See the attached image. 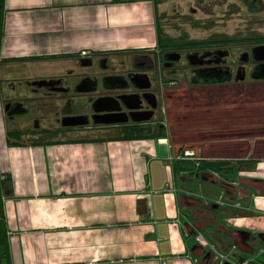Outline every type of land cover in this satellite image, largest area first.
I'll list each match as a JSON object with an SVG mask.
<instances>
[{"label": "crops", "instance_id": "1", "mask_svg": "<svg viewBox=\"0 0 264 264\" xmlns=\"http://www.w3.org/2000/svg\"><path fill=\"white\" fill-rule=\"evenodd\" d=\"M156 2L4 0L0 80L22 93L35 81L63 78L70 92L81 94L61 103L74 116L93 113L86 107L90 92L124 89L116 77L127 72L146 77L139 88H156L162 83ZM184 3L194 4L167 0L159 8L174 13V5ZM85 58L102 73L90 76ZM186 59L182 89L210 92L214 99L197 101L194 113L209 118L217 134L209 143L194 136L192 149L230 160L229 179L213 171L175 172L172 162L191 148L184 137L175 140L170 126L158 138L11 146L4 100L19 93L0 95V170L10 177L1 198L14 264H247L264 258V79L219 78L209 73L221 67L205 66L193 54ZM162 67L170 77L178 74L175 60ZM90 135L82 129L73 136Z\"/></svg>", "mask_w": 264, "mask_h": 264}, {"label": "rangeland", "instance_id": "2", "mask_svg": "<svg viewBox=\"0 0 264 264\" xmlns=\"http://www.w3.org/2000/svg\"><path fill=\"white\" fill-rule=\"evenodd\" d=\"M193 3V5H187L184 3V5L179 8L174 5L173 10L177 9L178 11L176 13H171L173 15H170L173 16L171 28L169 29L170 34L172 36H177L181 32H186L190 39L192 38L198 41L211 39L213 42L202 48L197 47L199 48L198 51H194L189 48L181 51L182 59L178 63V74H173L172 77H170L169 74L166 75V71L164 70L165 68L162 69L163 67L160 65V68H157V70H159L162 74L161 80L164 82L165 79L169 78L172 79V81H170L171 83H167L169 84L168 86L163 82H159L157 87L154 88L157 91L159 89L161 90L160 95L162 96L163 101V114L167 117L169 116L170 127L175 140L179 141V137H184L188 140L187 143L190 145L189 148L191 149L193 146L192 143L194 136L204 139L207 143H209L215 139L217 134L215 133L216 127L213 128L209 126V118H197L194 113V111L198 110L195 108L197 101L199 102V100H204L206 101L205 103H207L208 99H214L210 95V92L193 93V90L191 89H182V84L185 82L187 83V78L185 76L183 78L180 74L183 73L182 66L188 64L186 59L187 56L196 52L203 55L207 52L213 53L216 49H228L231 55L229 56V61L227 63L235 66V64L239 62L241 54L247 52L251 46L262 43L260 40L264 37V5H262V8H251L245 0H212L203 1L200 5L196 2ZM262 4H264V0H262ZM204 8H209V10L207 9L205 11ZM247 38H253V40H247ZM228 39L242 40L238 43H226L225 40ZM244 68L249 70L248 65ZM87 71L91 72L94 70L88 69ZM95 71L102 73L100 69ZM253 79L254 78H252L251 73L247 72L243 81L249 84L254 82ZM19 81L21 83L26 82L21 80ZM21 83L15 84L16 89L20 88ZM261 86L262 87L259 90L262 92L264 91V85ZM0 87V95L8 96L10 94L19 93L13 92L6 82L1 81ZM161 87L163 88L161 89ZM254 90L257 89H252V91ZM212 94H215V92L213 91ZM21 95L26 99L27 96L34 94H32L28 88H25V92H22ZM34 96H31L28 100L26 99L27 105L31 106L30 113L28 115H21V118L17 117L15 122L14 120L9 121L8 126L10 125L12 127L17 125L18 127L25 128L27 126L33 127L38 124L45 127L57 126L59 124L58 118L61 115L60 104L63 100H59L61 99L59 96H57L55 100L44 97L34 98ZM260 96L262 97V95ZM16 97H18V94L13 98ZM41 104L45 105L44 108L40 107L36 110L35 107ZM205 106V111H209L208 108L211 105L208 104V106ZM218 106L224 108V103L220 101ZM88 111L93 112V109L88 107L87 113ZM168 113L169 115H167ZM41 114H43V116H41ZM158 115L162 116V111L158 112ZM219 129L220 128L218 126V130ZM198 132L202 133L198 134ZM69 134L70 133H65L60 135V137H67ZM100 134L107 135L110 134V131L93 132L91 133V136ZM70 135H74V133H71ZM205 150L206 151H203V153L208 154L207 152L209 149L208 151L207 149Z\"/></svg>", "mask_w": 264, "mask_h": 264}, {"label": "trees", "instance_id": "3", "mask_svg": "<svg viewBox=\"0 0 264 264\" xmlns=\"http://www.w3.org/2000/svg\"><path fill=\"white\" fill-rule=\"evenodd\" d=\"M167 0H157L156 2V26H157V33H158V43L157 46L159 51V62H161L162 66H166L173 61L176 56H181L184 49L189 48L193 49L194 51L199 50L197 47H205L210 45L213 40L207 39L205 41H198L194 39H190L189 35L186 32H181L177 36H172L169 32L172 24L173 15L168 11H161L159 8V3L164 2ZM204 0H193L198 5H200ZM249 7H255V3L247 2ZM209 10V8H204V10ZM178 10L176 9L173 11L176 13ZM3 18H4V0H0V46L2 41V34H3ZM242 39H228L225 40L226 43H238ZM247 40H253V38H247ZM262 43L255 44L259 46H264V37L260 40ZM173 58V59H172ZM86 62L90 59L85 58ZM83 60V61H84ZM5 61L4 59L0 62ZM216 66H222L223 63L218 61L214 63ZM157 70V67H156ZM259 79H264L260 77ZM163 82V80H161ZM172 79H165L163 83L167 84ZM228 81V80H227ZM1 84V80H0ZM1 89V87H0ZM97 93L102 94H113L108 92H101L98 90ZM123 96V95H122ZM130 96V95H127ZM124 95V97H127ZM123 97V98H124ZM108 98V97H102ZM15 100V103L10 102L9 99H5L6 107L8 106V110L6 112L7 120L9 121H16L17 118H14V111L12 108L19 103L17 101L18 97L11 98ZM123 102V101H122ZM68 103V102H66ZM93 106V113H92V120L89 123L85 124L84 122L81 124H59L57 126H50L45 127L41 124L36 126H27V127H18L16 126H8L7 129V140L11 146L14 145H34V144H63V143H70L75 141H88V140H100V139H112V140H132V139H142V138H158L164 137L166 135L165 127H162V118L153 117L149 118L148 120H140L137 118H132L131 120H126V115L122 112L121 109H113V108H106L102 106ZM89 107V104H88ZM86 112V110H85ZM67 116L70 117L80 116L82 120L85 121L86 116L83 115H73L65 113ZM111 114V115H110ZM124 115V116H123ZM112 116V117H109ZM69 118V117H68ZM88 122V121H87ZM87 129L90 133H95L99 131H110V134L105 136L100 135L98 136H87L86 138H76L71 133L78 132L79 130ZM65 133H70L67 137H60ZM183 149H181L182 151ZM173 168L175 172H187L190 175H197L202 171H213L219 173L224 179H229L228 177L234 171V165L231 164V161L224 158V157H209V156H190L187 154H179L178 158L172 162ZM10 177H7L1 170H0V258H3L6 264H14L12 260V253L10 248V237L9 231L6 221V216L4 213L2 198H1V187L2 182L4 180H9ZM264 257V251H263ZM247 264H264V258H258L251 261H248Z\"/></svg>", "mask_w": 264, "mask_h": 264}, {"label": "flooded vegetation", "instance_id": "4", "mask_svg": "<svg viewBox=\"0 0 264 264\" xmlns=\"http://www.w3.org/2000/svg\"><path fill=\"white\" fill-rule=\"evenodd\" d=\"M257 6H258L257 3H255L256 8ZM260 8H262V6ZM262 49H264V46H259V45L251 46L247 52H244L241 54V56L239 57V62L236 63L235 66L229 65L227 63L229 61V56L231 55L228 49H216L213 53H208L207 51H205L207 53L203 55L196 52V53H193V55L197 56L200 62L202 64L204 63L205 66L210 64L212 65L211 67L213 69L217 67H221L220 69L213 70L212 73H209L211 75L218 76L219 78H225V79L232 80V79H236L237 77H239V78L244 79V77H246L247 75V72H250L252 75V78L258 79L260 77L264 78V51ZM181 59H182V54L181 56L180 55L176 56L173 59V61L175 60L176 64L178 65ZM218 61L223 63V65L222 66L214 65V63H217ZM86 64L89 66L88 69L94 70V71L89 72L90 73L89 75L96 76V73L98 72L95 70H98V69L95 67H92L93 61L89 60L88 62H86ZM247 65L249 66V70L244 68ZM89 75H88V78L90 77ZM138 76L139 77L135 78L133 74L131 75V73L127 72L125 77L124 76H121L118 78L116 77V79L117 80L119 79V81L122 84H124L125 87H123L124 89L111 92L113 94H102V93H97V92H90L89 96L86 98V101H87L86 107L89 104V107L93 108V106H91V104H93L94 106L121 109L122 112H124V114L126 115L125 117L126 120H131L133 117L140 119V120H148L149 113L153 112L152 116L149 118H153V117H156V118L158 117V119L162 118L163 119L162 127L163 128L165 127V129L166 127L168 128L170 126L169 125L170 119H169V116L167 117L165 114H163L164 109L162 110L163 101H162V96L160 95L161 90L159 89L157 91L156 89H154V86L150 87L149 89H145L144 87L139 88L140 85H144V83L146 82V77L142 75H138ZM61 80L35 81L36 83L35 87H29V85L28 86L26 85L25 88H28L29 91L35 95V96L34 95L27 96L26 99L30 98L31 96H34V98L44 97V98H50L52 100L53 99L55 100V98L59 96L61 98L59 100L61 101L63 100L64 104H66V102L69 103V101L71 100V97L76 98V97H79V95H81L80 93H77V92H74V93L70 92L68 89V86H66V82L63 81L64 79L62 81ZM130 82L136 83V84L139 83L137 84L138 87H133ZM152 94L155 96H153ZM124 95L125 96L134 95V96L124 97ZM102 97H108V98L100 99ZM26 99L21 95V93H19L18 99H17L19 103H17L12 108V110L14 111L13 112L14 118H17V117L21 118V115H28L30 113L31 107L26 108L24 106ZM9 101L12 103H15L14 102L15 100L13 99H10ZM64 104H61L60 106L61 115L58 118V121L62 123L63 125L68 124L69 118H71L70 115L67 116L65 114V112L68 110V107H67L68 105L64 106ZM80 104H83V103H79V105ZM136 111L139 113H136ZM160 111H162V116L158 115V112ZM133 112H135L136 114H133ZM88 114L85 115L86 118H85V121L83 120L84 122L86 121L89 122L92 120V113L90 115ZM167 115H169V113ZM41 116H43V114H41ZM78 117L80 118V116ZM80 120L82 119L80 118ZM184 151L185 152L183 154H187L190 156L199 155L193 149L184 150Z\"/></svg>", "mask_w": 264, "mask_h": 264}, {"label": "water", "instance_id": "5", "mask_svg": "<svg viewBox=\"0 0 264 264\" xmlns=\"http://www.w3.org/2000/svg\"><path fill=\"white\" fill-rule=\"evenodd\" d=\"M263 51H264V49H262ZM153 95V94H152ZM131 96H134V95H130V96H128V97H131ZM153 96H155V95H153ZM137 107V106H136ZM7 108H8V106H7ZM136 113H139V112H137L136 111ZM135 112H133V114H136ZM152 114H153V112H150L149 113V116H148V119H149V117H151L152 116ZM111 115V114H110ZM109 117H112V116H109ZM84 121L83 120H80V118L77 116V117H71V118H69V121H68V124H79V123H83Z\"/></svg>", "mask_w": 264, "mask_h": 264}, {"label": "built area", "instance_id": "6", "mask_svg": "<svg viewBox=\"0 0 264 264\" xmlns=\"http://www.w3.org/2000/svg\"><path fill=\"white\" fill-rule=\"evenodd\" d=\"M197 240H198L201 244H204V245H208V244H209L208 241H207L205 238H203L201 235H198V236H197Z\"/></svg>", "mask_w": 264, "mask_h": 264}, {"label": "bare ground", "instance_id": "7", "mask_svg": "<svg viewBox=\"0 0 264 264\" xmlns=\"http://www.w3.org/2000/svg\"><path fill=\"white\" fill-rule=\"evenodd\" d=\"M208 241V240H207ZM209 243V242H208Z\"/></svg>", "mask_w": 264, "mask_h": 264}]
</instances>
